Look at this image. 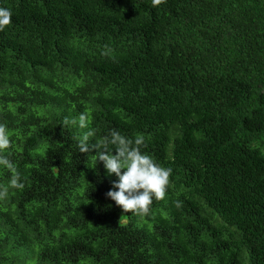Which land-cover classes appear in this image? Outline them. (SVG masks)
<instances>
[{
    "label": "trees",
    "instance_id": "16d2710c",
    "mask_svg": "<svg viewBox=\"0 0 264 264\" xmlns=\"http://www.w3.org/2000/svg\"><path fill=\"white\" fill-rule=\"evenodd\" d=\"M0 7L13 13L0 31L4 154L25 185L0 200V264H264V0ZM85 111L89 145L141 134L172 169L145 220L106 196L118 177L98 149L79 152L87 129L62 125ZM10 176L0 166V184Z\"/></svg>",
    "mask_w": 264,
    "mask_h": 264
},
{
    "label": "clouds",
    "instance_id": "9594fccd",
    "mask_svg": "<svg viewBox=\"0 0 264 264\" xmlns=\"http://www.w3.org/2000/svg\"><path fill=\"white\" fill-rule=\"evenodd\" d=\"M163 3H166V0H151L152 7H159ZM12 14L10 9L0 7V31H4L11 25ZM91 122V113L85 111L80 113L78 118L65 117L62 125L87 129L81 136L76 137L79 152L89 153L92 148L98 149L93 155L95 165L102 162L109 175L114 174L118 177L112 182L113 187L106 196L115 201L124 213L131 211V214L141 221L145 220L152 215L150 205L154 200L164 199L168 188L172 186L170 180L172 169L162 167L150 155L142 151L146 144L145 137L141 134L129 138L119 131L112 130L97 139L95 145H89V139L96 137V129L89 127ZM11 145L7 126L0 123V166L11 173L8 183L0 184V200L8 198L10 189L23 190L25 187L16 165L4 154ZM175 206L181 207V202L176 201Z\"/></svg>",
    "mask_w": 264,
    "mask_h": 264
}]
</instances>
